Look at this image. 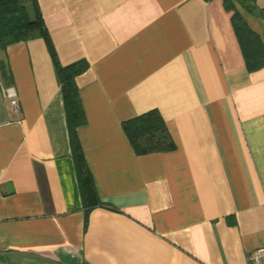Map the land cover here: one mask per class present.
I'll use <instances>...</instances> for the list:
<instances>
[{
  "label": "crops",
  "instance_id": "crops-1",
  "mask_svg": "<svg viewBox=\"0 0 264 264\" xmlns=\"http://www.w3.org/2000/svg\"><path fill=\"white\" fill-rule=\"evenodd\" d=\"M36 2L58 63H86L76 133L99 205L82 206L42 39L8 42L0 264H251L264 247V65L246 67L231 16L264 52V0ZM149 109L173 148L135 154L120 122Z\"/></svg>",
  "mask_w": 264,
  "mask_h": 264
},
{
  "label": "trees",
  "instance_id": "trees-1",
  "mask_svg": "<svg viewBox=\"0 0 264 264\" xmlns=\"http://www.w3.org/2000/svg\"><path fill=\"white\" fill-rule=\"evenodd\" d=\"M224 6L229 8L228 0H224ZM231 23L238 37L246 67L255 69L264 65V52L258 47V42H253L255 40L253 34L235 13L231 16ZM32 38L42 39L60 85L70 156L80 200L87 211L99 205V201L76 133L77 127L84 123L85 118L74 84V77L85 70L86 63L84 60L67 65L58 63L36 0H0V49H3L8 42L26 41ZM245 43L248 51L245 50ZM120 126L135 154L163 152L173 148V142L164 122L155 109L146 110L123 120Z\"/></svg>",
  "mask_w": 264,
  "mask_h": 264
},
{
  "label": "built area",
  "instance_id": "built-area-1",
  "mask_svg": "<svg viewBox=\"0 0 264 264\" xmlns=\"http://www.w3.org/2000/svg\"><path fill=\"white\" fill-rule=\"evenodd\" d=\"M1 93L7 99L10 108L13 111H16L18 105L13 87H2ZM250 260L251 264H264V247H258L253 249L250 255Z\"/></svg>",
  "mask_w": 264,
  "mask_h": 264
}]
</instances>
